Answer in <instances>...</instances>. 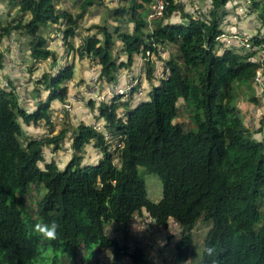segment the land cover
<instances>
[{
  "label": "trees",
  "instance_id": "trees-1",
  "mask_svg": "<svg viewBox=\"0 0 264 264\" xmlns=\"http://www.w3.org/2000/svg\"><path fill=\"white\" fill-rule=\"evenodd\" d=\"M105 1L83 0L74 15L60 11L57 0H9L17 14L7 12L8 21L0 20L1 40L28 39V71L36 74L26 79L22 72H12L15 82L10 78L9 88L0 86V264H85L94 250L105 252L110 264H120L126 255L130 264H151L142 247L129 250L125 241L107 233L109 225L129 226L137 217L148 218L157 228L172 220L179 223L173 264H185L194 254L193 230L199 221L211 227L202 259L194 264H264V135L250 124L254 109L239 99L264 67V0L247 6L259 23L257 33L243 25L253 46L249 51L216 40L231 32V18L224 21L229 0H210L201 14L187 10L180 0H168L164 15L151 25L146 19L151 0H117L116 20L129 14L133 24L129 31L114 28L122 40L124 60L119 62L106 26L86 35L80 45L69 39L77 34L87 8ZM51 26L68 49V61H61L58 47L42 33ZM165 48L172 51L168 58L160 53ZM75 54L98 61L101 87L114 83L121 68L134 67L137 57L148 58L149 84L145 99L138 86L128 99L120 100L125 93L115 89L116 97L100 102L103 121L77 125L75 153L62 167L44 154L46 147L60 148L67 129L22 142L21 120L27 126L48 122V101L41 96L65 100L68 87L63 84L77 77ZM41 62L47 71L39 72ZM30 97L38 98L36 106L27 103ZM249 102L257 105L258 96L252 94ZM181 103L192 108L187 124L178 119ZM89 106L95 111L93 99ZM89 145L99 154L93 163L83 161ZM141 168L161 180L160 200L149 198ZM30 190L40 194L35 208L29 203ZM53 221L59 226L57 239L33 231L36 223ZM208 247L216 249L213 256L207 255Z\"/></svg>",
  "mask_w": 264,
  "mask_h": 264
},
{
  "label": "rangeland",
  "instance_id": "rangeland-1",
  "mask_svg": "<svg viewBox=\"0 0 264 264\" xmlns=\"http://www.w3.org/2000/svg\"><path fill=\"white\" fill-rule=\"evenodd\" d=\"M9 0H0V4L4 8H0V20L5 23L9 19L7 12L11 16L17 14L16 8L11 7L8 3ZM83 0H57V6L60 11L69 10L74 15H76L80 10V4ZM184 8L190 11L199 10L201 13L207 11L210 0H180ZM251 3V0H229L228 11L225 15V23L231 18V22L228 27L231 32L227 33L225 36L226 44H234L237 51H241L239 45H245L249 47L247 43V36L243 35V25L247 26L252 33L258 32V24H256V18L254 13L250 14L247 10V6ZM122 4H124L122 2ZM121 4L117 0H106L104 4H97L87 8L84 21L80 25L77 34L75 36L69 37L70 41L75 43V45H80L84 37L90 33H99L100 26H106L113 33V51L114 58L117 62L124 60V55L122 52V40L114 33V28L116 25L120 26L121 31H129L133 27V24L128 23L129 14L126 15L124 20H116L114 10ZM247 12V13H246ZM199 13V12H198ZM151 25V24H150ZM262 27V26H261ZM65 28V24L62 25ZM151 28V27H150ZM243 28V29H242ZM42 33L47 37L48 43L54 47H58V50L63 55L61 61H68V49H65V43L63 40L58 41L59 36H55V26L46 27L42 29ZM263 31V28L261 29ZM103 36V34H100ZM16 37L19 39L20 35L17 34ZM28 40V39H27ZM26 40V41H27ZM19 42L18 40L8 39L7 41L0 39V86L10 87V81L15 82V77H12V72L20 73L22 76L25 75L26 79L36 74L29 72L28 68L32 64L30 59L27 58L29 48L26 44ZM219 42V41H217ZM239 44V45H238ZM218 46V43L216 44ZM166 49V50H165ZM160 51L162 57H170L172 52L169 48H165ZM249 51L251 48H245ZM171 51V52H170ZM245 53V52H244ZM149 54V53H148ZM76 55L75 61L77 63V77L69 82L64 83L67 85L68 90L64 94L65 100H60L59 98H48L46 94L42 95L41 98L48 102V110L46 111L49 118L44 119L37 124L31 123L27 126L24 121L21 120V125L23 126V136L21 137L22 142L29 141L32 138L38 139L41 137H50L58 134L61 130L67 129L68 133L65 135L64 140L60 143V148L54 149L53 146L46 147L44 158L50 161L53 157L57 159L60 166L66 165L75 153L73 149L74 131L77 125L84 121L89 124L99 125L102 119H99L98 109L102 101L116 97L119 94L125 93L124 97L120 100L130 98L132 94L133 87L140 86L144 94L142 98L145 99L148 80L145 79V57H137L135 66L127 69H120L118 73V79L112 84L107 86L104 84H99L96 81V71L99 67L98 61L91 58L79 59L78 54ZM37 69L39 72L47 71L48 66L45 62L37 64ZM157 74L161 73L163 76L164 71L162 69L157 70ZM9 83V84H8ZM18 87L22 83H16ZM30 91L33 86L28 85ZM105 87V88H103ZM42 92H47L45 87H41ZM122 90L118 93L115 89ZM102 89H105L103 91ZM139 94V93H138ZM252 94L258 96V103L254 106L252 102H249V98ZM145 97V98H144ZM27 103L36 106L38 98H27ZM93 99L95 103V111L90 108L89 100ZM241 101L247 102L245 108L254 109V117L250 121V124L255 126V128L262 129L264 135V91L259 84H254L252 89L243 87L241 94L239 95ZM101 102V103H100ZM32 111V108H30ZM192 113V108L188 103H181L179 121L187 124L190 120V115ZM99 119V120H98ZM106 137L112 140L111 135L107 134ZM113 143V142H112ZM99 156L98 152L89 145L86 148L83 161L86 163H93L95 159ZM103 158V155H102ZM99 159V158H98ZM116 163H119L118 158L115 159ZM141 172L144 175L148 196L152 200L158 201L163 196V185L161 180L154 173L148 172L146 169L141 168ZM40 198L34 190H30L28 193V199L30 206L35 208L37 200ZM211 225L204 221H199L193 230L194 237V254L185 264L198 263L201 259V252L203 249L204 238L208 232ZM181 226L178 222L172 220L168 227L157 228L148 218L137 217L133 223L129 226H124L120 224H112L107 227V233L110 236L119 237L128 245L129 250H132L135 246L142 247L145 250L146 256L149 258L151 264H173L174 261V245L175 242L180 238ZM82 252L81 255H85ZM131 260L129 256H124L120 264H130ZM85 264H110L106 258V253L94 250L92 257Z\"/></svg>",
  "mask_w": 264,
  "mask_h": 264
},
{
  "label": "built area",
  "instance_id": "built-area-1",
  "mask_svg": "<svg viewBox=\"0 0 264 264\" xmlns=\"http://www.w3.org/2000/svg\"><path fill=\"white\" fill-rule=\"evenodd\" d=\"M167 5H168V0H151L150 1L149 11H148L147 17H146L149 24H152V22L154 20H156V19H158L164 15V11H165ZM197 12H199L198 14H201V12L199 10H197ZM226 35H227V33H224L220 37H217L216 40L220 41L221 39H226L225 38ZM244 39H248V37L244 38ZM246 44L249 47H245V45H241V46L244 48H251L252 49L253 46L251 45V43H249L248 40H247ZM255 83L259 84L261 86L262 90L264 91V67L260 68L257 71L256 77H255ZM121 90H122V88L117 89V91H119V92Z\"/></svg>",
  "mask_w": 264,
  "mask_h": 264
},
{
  "label": "clouds",
  "instance_id": "clouds-1",
  "mask_svg": "<svg viewBox=\"0 0 264 264\" xmlns=\"http://www.w3.org/2000/svg\"><path fill=\"white\" fill-rule=\"evenodd\" d=\"M58 224L53 221L51 224L38 222L34 225L33 231L39 234L42 238L47 240H55L58 235ZM216 252L214 247L206 248V253L208 256H213Z\"/></svg>",
  "mask_w": 264,
  "mask_h": 264
}]
</instances>
